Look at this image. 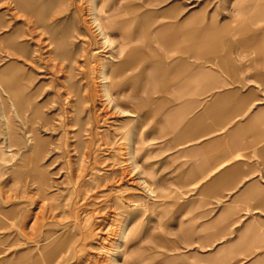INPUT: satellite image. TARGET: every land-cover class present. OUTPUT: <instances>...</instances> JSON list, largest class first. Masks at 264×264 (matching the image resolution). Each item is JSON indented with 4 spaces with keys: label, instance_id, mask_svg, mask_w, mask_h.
Returning <instances> with one entry per match:
<instances>
[{
    "label": "rangeland",
    "instance_id": "rangeland-1",
    "mask_svg": "<svg viewBox=\"0 0 264 264\" xmlns=\"http://www.w3.org/2000/svg\"><path fill=\"white\" fill-rule=\"evenodd\" d=\"M259 4L0 0V264H170L162 237L170 234L175 175L157 174L156 157L170 151L163 111L182 100L151 82V65L131 81L139 69L117 65L125 46L119 31L105 28L107 18L137 5L149 28L189 13L222 26L218 36L229 46L187 58L191 71L213 73V83L196 90L264 91ZM167 8L172 18L162 14ZM244 42L260 43L259 55L238 50ZM144 52L169 64L194 51L156 44ZM226 56L234 73L223 67Z\"/></svg>",
    "mask_w": 264,
    "mask_h": 264
},
{
    "label": "crops",
    "instance_id": "crops-1",
    "mask_svg": "<svg viewBox=\"0 0 264 264\" xmlns=\"http://www.w3.org/2000/svg\"><path fill=\"white\" fill-rule=\"evenodd\" d=\"M258 11L264 10L259 4ZM257 11V12H258ZM162 14L172 18L171 9ZM131 17L135 25L131 27ZM140 7L132 5L107 18L105 28L122 36L117 65L144 74V65L154 67V78L167 98H178V107L163 111L167 130L162 145L170 148L162 158L157 152V174H174V211L170 234L162 237L170 252V264H264V91L254 89H196L213 83V73L198 67L191 71L188 56L205 49L229 46L218 36L223 29L194 13L180 20L149 23ZM264 33V28H263ZM156 44L171 50L193 52L171 58L164 64L157 54H145ZM238 50L261 49L258 42L240 43ZM208 56V55H205ZM223 67L234 73L226 56ZM264 83V76L260 79ZM200 101H196V100ZM163 101V100H162ZM160 98L152 100V112L160 109ZM142 103L138 104L141 107ZM157 122V142L160 135ZM157 244L160 234L157 233Z\"/></svg>",
    "mask_w": 264,
    "mask_h": 264
},
{
    "label": "bare ground",
    "instance_id": "bare-ground-1",
    "mask_svg": "<svg viewBox=\"0 0 264 264\" xmlns=\"http://www.w3.org/2000/svg\"><path fill=\"white\" fill-rule=\"evenodd\" d=\"M96 7V6H95ZM95 10V9H94ZM93 16H94V14H93ZM96 20H97V18H96V16H94V18H93V23L96 25ZM98 20H100V19H98ZM104 31V30H103ZM100 36H101V38L103 39V41L104 42H107V37H106V35L105 34H103V33H101L100 32V34H99ZM104 90H105V87H104ZM142 181V180H141ZM141 183H143V182H141ZM123 234V233H122Z\"/></svg>",
    "mask_w": 264,
    "mask_h": 264
}]
</instances>
